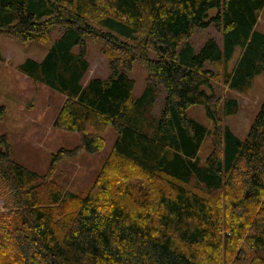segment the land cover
Here are the masks:
<instances>
[{"label": "trees", "instance_id": "obj_1", "mask_svg": "<svg viewBox=\"0 0 264 264\" xmlns=\"http://www.w3.org/2000/svg\"><path fill=\"white\" fill-rule=\"evenodd\" d=\"M263 7L264 0H0L1 34L46 42L51 27L64 28L41 62L26 58L17 69L70 94L53 126L79 135V146L53 155L40 178L10 160L1 137L0 183L18 212L12 231L0 230V264H230L235 252L231 264H264V100L240 141L216 117L220 101L214 75L205 68L226 64L239 48L226 82L241 94L251 89L255 77L264 75V34L255 30ZM210 25L222 48L208 39L195 52L186 40ZM85 36L112 43L114 57L106 79L81 86L88 69ZM149 47L157 59H149ZM136 60L148 72L139 96L127 75ZM159 89L163 110L149 136L140 126L143 110ZM195 106L203 108L211 131L187 115ZM236 109L235 100L224 101V114ZM4 112L0 106V118ZM107 127L116 139L99 182L82 198L61 196L46 177L61 158L101 152ZM206 135L213 150L201 162ZM110 169L119 171L122 183L107 186ZM232 188L242 190L241 197H230ZM223 190L229 194L224 234L216 197Z\"/></svg>", "mask_w": 264, "mask_h": 264}, {"label": "rangeland", "instance_id": "obj_2", "mask_svg": "<svg viewBox=\"0 0 264 264\" xmlns=\"http://www.w3.org/2000/svg\"><path fill=\"white\" fill-rule=\"evenodd\" d=\"M209 15H214V12L209 13ZM90 24L93 28L100 29L98 26L95 27L93 22H90ZM255 30L264 34V7L259 13ZM63 32L64 28L57 25L51 27L46 42H23L10 35L0 33V106L5 109L4 115L0 118V139L4 137L8 144L10 160L35 173L38 178L46 175L51 158L58 151L63 149L71 150L79 146V135L66 132L60 128L56 129L53 126L60 109L70 94L60 91L58 88V90L52 89L42 81L41 76L29 77L16 67L25 58L29 57L40 62L46 51L62 36ZM208 39H213L222 48L221 35L213 25H210L205 30L196 29L186 41L197 52ZM84 41L86 45L85 59L88 63V69L82 81L80 80L81 86H84L88 79L91 78L105 79L110 72L108 59L114 57L110 53V49H114L111 45L112 43L91 36H85ZM119 42L123 45L128 44L127 47L130 48L135 47L133 41L120 39ZM73 50L78 52L77 48ZM240 53L241 50L236 48L233 57L226 64L215 66L207 63L205 68L212 71L214 75L211 85L215 96L220 101L216 110L217 119L221 125L228 127L240 141H243L250 126L255 122L254 119L258 109L264 100V75L261 74L255 77L251 89L245 93L241 94L230 90L226 82V76L232 72ZM147 54L149 59H157L158 53L154 48L149 47ZM147 73L145 66L139 60L132 64L131 71L127 75L134 81V96H139L144 86H146ZM59 75L65 78L68 77L67 72L62 70ZM56 85H58V82ZM164 97V92L159 89L154 100L149 105H146L143 110L144 119L142 118V125L140 126L142 132L149 136H152L153 124L163 110ZM228 99L236 101L237 109L232 115H226L223 111L224 101ZM202 109V107L195 106L188 109L186 113L211 131L212 124L207 120ZM101 136L104 139V146L98 154L78 153L74 158H61L56 162L51 175L46 178L47 183L58 189L57 191L61 193V196L65 193H72V195L82 198L91 191L93 185L95 186L99 182L95 181L97 177H102H99L100 171L105 162H107L108 157H110L111 149L116 139V135L110 127L104 129ZM0 149L4 150L3 145L0 146ZM211 150H213L211 147V135H206L198 153L201 162L211 153ZM107 165H109V162ZM111 171L114 170H108V178L105 180L108 187L113 182L116 184L122 183L121 177L118 176L120 175L119 171H114V174L109 177ZM136 180L139 179L133 178L131 181L135 182ZM141 180L143 181L144 179ZM193 189L199 193H204V190L199 185L194 184ZM225 190L216 195L217 201L222 205L219 214L221 216L223 234L225 231V225L222 224V218L225 214L223 213V203L224 200L227 201L229 195ZM242 192V190H234L232 188L230 197L239 198ZM248 194V191H245V196H248ZM47 200L46 196H44L38 203L44 205ZM259 201L260 205L263 206L264 195L259 198ZM69 209H72V206L61 208V210ZM17 212L12 195L0 183V224H3V226H0L1 231H12V225L16 223ZM9 219H11V222H8ZM237 253L235 252L232 257L233 260L236 258ZM248 256L251 258L250 253H248ZM222 259L225 261V258Z\"/></svg>", "mask_w": 264, "mask_h": 264}, {"label": "crops", "instance_id": "obj_3", "mask_svg": "<svg viewBox=\"0 0 264 264\" xmlns=\"http://www.w3.org/2000/svg\"><path fill=\"white\" fill-rule=\"evenodd\" d=\"M47 52H48V50L46 51L45 55L47 54ZM72 52L75 53L74 50H72ZM45 55H44V56H45ZM44 56H43V57H44ZM43 57H42V58H43ZM29 58L32 59L31 57H29ZM25 59H26V58H25ZM25 59H24V60H25ZM32 60H33V59H32ZM41 60H42V59H41ZM23 62H24V61H23ZM23 62H22V63H23ZM40 62H41V61H40ZM22 63H21V64H22ZM21 64H19L18 66H20ZM18 66H17V67H18ZM17 67H16V68H17ZM84 74H86V72H85ZM84 74H82L83 76H82L81 79H80L81 81H82V79L84 78ZM106 77H107V76H106ZM106 77H105V79H106ZM85 78H86V77H85ZM91 79H92V78H91ZM91 79H88V81L91 80ZM93 79H94V78H93ZM95 79H96V78H95ZM97 79H101V78H98V77H97ZM103 79H104V78H103ZM81 81L79 82V84H81ZM88 81H87V82H88ZM87 82H86V83H87ZM86 83H85V84H86ZM82 86H83V85H82Z\"/></svg>", "mask_w": 264, "mask_h": 264}]
</instances>
